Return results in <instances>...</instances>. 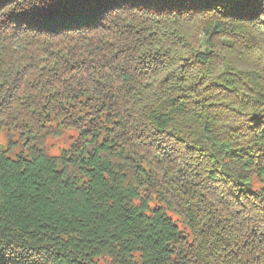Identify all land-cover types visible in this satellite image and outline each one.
I'll list each match as a JSON object with an SVG mask.
<instances>
[{"label": "trees", "instance_id": "1", "mask_svg": "<svg viewBox=\"0 0 264 264\" xmlns=\"http://www.w3.org/2000/svg\"><path fill=\"white\" fill-rule=\"evenodd\" d=\"M4 127L0 264H264V0H0Z\"/></svg>", "mask_w": 264, "mask_h": 264}, {"label": "rangeland", "instance_id": "2", "mask_svg": "<svg viewBox=\"0 0 264 264\" xmlns=\"http://www.w3.org/2000/svg\"><path fill=\"white\" fill-rule=\"evenodd\" d=\"M77 131L67 129L62 131L57 137H48L45 143V149L48 154L57 156L62 151L68 149L69 144L76 138ZM0 148L6 150L8 157L15 159L18 155L26 157L27 151L21 144L19 135L14 130L6 127L0 130Z\"/></svg>", "mask_w": 264, "mask_h": 264}, {"label": "snow or ice", "instance_id": "3", "mask_svg": "<svg viewBox=\"0 0 264 264\" xmlns=\"http://www.w3.org/2000/svg\"><path fill=\"white\" fill-rule=\"evenodd\" d=\"M235 3L241 8H246L252 3V0H235Z\"/></svg>", "mask_w": 264, "mask_h": 264}]
</instances>
